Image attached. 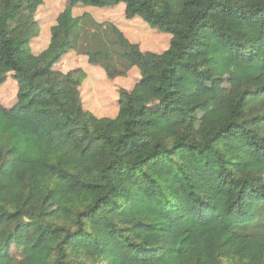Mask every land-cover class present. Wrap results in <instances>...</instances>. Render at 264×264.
<instances>
[{
    "label": "trees",
    "instance_id": "1",
    "mask_svg": "<svg viewBox=\"0 0 264 264\" xmlns=\"http://www.w3.org/2000/svg\"><path fill=\"white\" fill-rule=\"evenodd\" d=\"M121 2L168 44L148 49L115 22L74 13ZM43 3L0 0V86L16 87L10 108L0 100V264H264V0H70L35 50ZM71 50L117 83L116 113L86 104L88 72L61 64ZM239 60L247 75L199 129L207 91L181 90V72L212 81ZM37 94L69 145L45 133L33 151L8 121ZM93 143L66 163L69 146Z\"/></svg>",
    "mask_w": 264,
    "mask_h": 264
},
{
    "label": "rangeland",
    "instance_id": "2",
    "mask_svg": "<svg viewBox=\"0 0 264 264\" xmlns=\"http://www.w3.org/2000/svg\"><path fill=\"white\" fill-rule=\"evenodd\" d=\"M69 1L70 0H44V3L39 7L38 19L41 23V33L42 25L45 24L43 33L44 39L49 34V28L47 27L49 23L47 21L50 17V13H58L59 9L64 6V3H68ZM79 11L80 10L78 9V12ZM104 20H106V18ZM142 24L144 27L146 26L144 22H142ZM137 26L142 29L143 38H147L148 36L152 37V35L147 31L149 28H144L138 24ZM149 27L152 28L150 25ZM155 40H157V38H155ZM159 41V47H163L165 44H168V35H166L165 38H160ZM214 49L220 54L229 53V48L225 46L216 45ZM30 53L31 48L29 44H25L22 54L27 57ZM77 54L80 59L79 64L82 65L89 74L84 86L86 91V104L93 108V111L99 115L116 113V101L114 97L117 94V83L108 80L105 71L100 66L93 65L91 62H89L87 55L80 53L79 51H77ZM246 75L245 63L240 60L224 62L217 76L212 81H205L197 78L188 71L181 72V90L184 92H196L206 89L207 91L206 101L198 111L196 125L199 129L203 128L210 120H213L224 113L225 103L229 93L232 89L239 85ZM126 78L129 79L130 83H133L136 79V73L132 71ZM93 91L94 94L92 93ZM98 92H102V97L106 96L107 99L103 98L104 100H100V95ZM0 100L2 101L3 105L8 108H10L15 103L16 87L12 79H8L7 82L0 86ZM46 104V95L37 94L23 110L11 112L7 115L8 121L22 125L24 127L26 133L31 138L33 151H37L45 145V133H51L53 136H55L57 142L60 145H69L73 139L70 131H58L51 127L50 117L47 113L42 111V108H44ZM95 151V143L91 144L85 150H80L77 147L71 145L69 146L66 163L68 165L79 164ZM12 252L16 253L15 245H12Z\"/></svg>",
    "mask_w": 264,
    "mask_h": 264
},
{
    "label": "crops",
    "instance_id": "3",
    "mask_svg": "<svg viewBox=\"0 0 264 264\" xmlns=\"http://www.w3.org/2000/svg\"><path fill=\"white\" fill-rule=\"evenodd\" d=\"M66 4L67 3H64V6ZM63 7L61 9H59V12L58 13L56 12V14L54 12L50 13V17L48 18V21H47L49 23L47 26L49 28V34L44 39L43 33H44L45 24L42 25V33H41V35H39L34 40V42L32 44V49L40 50L42 47H44L46 45L47 41L49 40L51 27L53 24L56 23L57 17L59 15L60 11L63 9ZM78 9L80 10L79 12H78ZM85 12H91L97 19H105L106 18V20H110L112 22H115L126 32V34L129 37H131L135 41H139L143 45V47L148 48V49H155V48L159 47V44H160L159 39L166 37V34L160 32L159 30L157 31L154 29H147V31L152 35V37L148 36L147 38H143L142 37L143 31H142V29H140L137 26V24H138V25H141L142 27H144L141 20H139L138 18L127 19L125 16V5L123 2H121L115 6H108V7H102V8L85 5L82 3H79L74 7V13L75 14L77 13L79 15V14H83ZM38 17H39V13H38ZM145 25H146L145 27L149 28L146 23H145ZM155 38H157V40H155ZM79 61H80V59L78 57L77 51L71 50L64 56V58L61 61V64L62 65L75 66V65L79 64ZM186 76H189V75H186ZM9 79H11V77H9Z\"/></svg>",
    "mask_w": 264,
    "mask_h": 264
}]
</instances>
